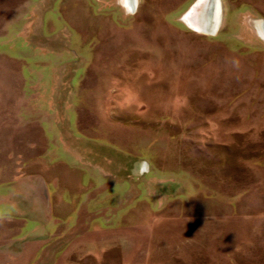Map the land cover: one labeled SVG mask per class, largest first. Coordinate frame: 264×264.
<instances>
[{
	"label": "rangeland",
	"instance_id": "obj_1",
	"mask_svg": "<svg viewBox=\"0 0 264 264\" xmlns=\"http://www.w3.org/2000/svg\"><path fill=\"white\" fill-rule=\"evenodd\" d=\"M194 2L0 0V264H264V0Z\"/></svg>",
	"mask_w": 264,
	"mask_h": 264
},
{
	"label": "bare ground",
	"instance_id": "obj_2",
	"mask_svg": "<svg viewBox=\"0 0 264 264\" xmlns=\"http://www.w3.org/2000/svg\"><path fill=\"white\" fill-rule=\"evenodd\" d=\"M217 6H221L220 0H195L190 9L184 13L183 20L189 28L196 32L213 34L219 26L216 23L218 22L216 19Z\"/></svg>",
	"mask_w": 264,
	"mask_h": 264
},
{
	"label": "clouds",
	"instance_id": "obj_3",
	"mask_svg": "<svg viewBox=\"0 0 264 264\" xmlns=\"http://www.w3.org/2000/svg\"><path fill=\"white\" fill-rule=\"evenodd\" d=\"M118 3L122 6L126 15L134 16L139 11L143 0H118Z\"/></svg>",
	"mask_w": 264,
	"mask_h": 264
},
{
	"label": "water",
	"instance_id": "obj_4",
	"mask_svg": "<svg viewBox=\"0 0 264 264\" xmlns=\"http://www.w3.org/2000/svg\"><path fill=\"white\" fill-rule=\"evenodd\" d=\"M219 18L221 19V6L220 7L217 6V9H216V19L218 21V22H216L217 25L220 24V19ZM263 23H264V21H263Z\"/></svg>",
	"mask_w": 264,
	"mask_h": 264
}]
</instances>
